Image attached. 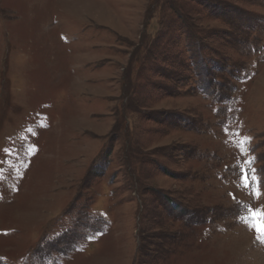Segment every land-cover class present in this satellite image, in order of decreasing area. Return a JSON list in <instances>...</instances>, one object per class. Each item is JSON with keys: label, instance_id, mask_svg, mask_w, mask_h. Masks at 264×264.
Here are the masks:
<instances>
[{"label": "rangeland", "instance_id": "obj_1", "mask_svg": "<svg viewBox=\"0 0 264 264\" xmlns=\"http://www.w3.org/2000/svg\"><path fill=\"white\" fill-rule=\"evenodd\" d=\"M258 228L264 0H0V264H264Z\"/></svg>", "mask_w": 264, "mask_h": 264}, {"label": "snow or ice", "instance_id": "obj_2", "mask_svg": "<svg viewBox=\"0 0 264 264\" xmlns=\"http://www.w3.org/2000/svg\"><path fill=\"white\" fill-rule=\"evenodd\" d=\"M245 179H247V177H245ZM257 230L261 232L262 235H264V229L258 228Z\"/></svg>", "mask_w": 264, "mask_h": 264}]
</instances>
